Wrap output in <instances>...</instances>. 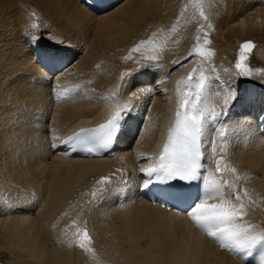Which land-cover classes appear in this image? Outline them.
I'll return each mask as SVG.
<instances>
[{"label":"bare ground","instance_id":"obj_1","mask_svg":"<svg viewBox=\"0 0 264 264\" xmlns=\"http://www.w3.org/2000/svg\"><path fill=\"white\" fill-rule=\"evenodd\" d=\"M109 2L96 13L80 0H0V251L14 264H118L122 255L123 264H245L189 211L144 199L139 184L146 179L141 169L156 166L172 113L202 73L201 103L221 111L205 129V144L213 142L207 159L216 160L207 179L224 184V199H235L232 183L247 189V202H237L245 206L242 221L258 217L253 234L264 231V0ZM209 11L216 22L211 36L198 28ZM60 36L76 55L67 71L50 73L38 56ZM201 36L211 38L210 47L194 43ZM243 40L255 41L250 59L261 63L247 75L235 66ZM197 46L213 54L200 56ZM191 70L198 71L189 81ZM228 92L235 99L222 109ZM132 104L140 113L129 129L142 122L118 150L95 159H66L57 151L78 126ZM224 163L242 169L244 182L230 183ZM103 177L110 182L101 183ZM102 186L107 192L85 207L89 188ZM242 253L249 264H261L264 245Z\"/></svg>","mask_w":264,"mask_h":264},{"label":"snow or ice","instance_id":"obj_2","mask_svg":"<svg viewBox=\"0 0 264 264\" xmlns=\"http://www.w3.org/2000/svg\"><path fill=\"white\" fill-rule=\"evenodd\" d=\"M142 44H144L143 41L141 42V45ZM141 45H137L135 50L139 51ZM253 46L251 41L245 42L241 46V60L244 59V52L250 50ZM195 52L200 56L213 54L211 50L205 53L203 50H200L198 46ZM149 59L156 60L157 57L150 56ZM146 67H151V65ZM236 68L241 69L242 73L245 75L251 71L240 62H237ZM205 79L206 77L201 73L199 82L195 84L196 90L194 92L190 91L187 96L182 97L180 103L183 110L178 111L176 114V124L174 128L170 130L168 142L163 148L159 162L154 167L141 169V172L144 173L146 177L142 186L147 189L155 183L175 186L177 184L169 182H192L202 180L203 194L197 201H194L193 204L190 205L189 215L191 218L200 227L205 229L210 236L216 238L223 247L231 248L236 251L252 249L264 245V231L253 234L255 226L245 224L242 221V217L246 214V210L243 203H237L241 200L240 195L237 194L234 200L224 199V184L217 180L210 182L206 177H202L200 172V169L204 167L202 164V159H204L202 140L205 135V129L221 115V111H217L215 105L210 104L207 100H204L203 104L201 103ZM189 81H191V75ZM189 87H191V85H189ZM141 91H143V89H141ZM232 99H235V93H226L223 99L222 109L226 108ZM124 111H127V106L115 112L114 115L105 124L100 125L99 128L81 129V133L89 134V136L96 140L99 147H108L117 138L121 126V116ZM85 138L86 137H82L81 134L78 133L75 137H70L69 141L66 143L73 140L81 141ZM207 146L212 148L213 142L209 141ZM88 150L92 151L93 149L89 148ZM224 170L225 169L221 168L220 162L217 161L216 173H222ZM228 170L232 172L236 171L234 168ZM105 182H110V179L108 177H103L101 183ZM245 195H247L246 191ZM214 196L221 197L220 203L213 205L207 204L206 201ZM84 236L86 239L90 240L86 230ZM79 246L81 248L85 247L83 242H81ZM261 264H264V258H262Z\"/></svg>","mask_w":264,"mask_h":264},{"label":"rangeland","instance_id":"obj_3","mask_svg":"<svg viewBox=\"0 0 264 264\" xmlns=\"http://www.w3.org/2000/svg\"><path fill=\"white\" fill-rule=\"evenodd\" d=\"M193 2V1H192ZM186 4H187V2H186ZM210 12V11H209ZM212 12H210V14H208V15H205V14H203V16L204 17H206L205 19H202V22H201V25L200 26H198V28H199V30H204V29H206V31H207V34L206 35H209V36H211L212 35V30H214V26H215V24H216V22H214L213 21V19H211L214 15H213V13L211 14ZM204 32V31H203ZM203 32H201V33H203ZM200 39L202 40V41H200L199 39L197 40V37L194 39V43L196 44V42H198V44H201V45H205V46H207V47H210V45H211V38L209 37V38H207V37H203V36H201L200 37ZM248 39V38H247ZM246 39V40H247ZM244 41V40H243ZM257 46V45H256ZM257 48V47H256ZM262 51L264 50V47H262L261 46V48H260ZM231 51V48L230 49H227L226 51H225V57H226V59L229 57V52ZM240 54V55H239ZM238 56V57H237ZM240 56H241V53H238V51H237V54H236V58H235V64H237V62H240V63H242V64H244L248 69L249 68H260V62L258 61V60H255V61H253V62H251V59L250 58H252V56H246V55H244L245 57H247V58H244L243 60H241L240 59ZM253 56H254V53H253ZM239 58V59H238ZM248 59H249V61H248ZM209 61H210V64H211V62H212V60H210L209 59ZM264 61V60H263ZM250 62V63H249ZM247 64V65H246ZM236 66V65H235ZM238 71H241V69H238ZM242 72V71H241ZM230 107H232V106H230ZM219 162H221V161H219ZM227 164H225L224 163V166H225V168L228 170L229 168H228V165L226 166ZM239 171H241L242 172V169H239ZM239 171H235V172H232V171H230V170H228V178H229V180H230V183L231 182H233V180H238V179H242L243 180V182H244V176H243V173H242V175L241 176H238V172ZM126 178H128V177H126ZM95 180H97V179H95ZM105 186H107V184H105ZM104 186V187H105ZM232 186H233V188H234V193H235V195H234V198H235V196L237 195V194H239L240 195V197H241V200H240V202H243V203H246L247 202V200H248V198H249V196H250V194L248 193V190L247 189H244L242 186H241V184H240V187H239V189L237 190V187H236V183H232ZM91 191H90V195L89 196H87V195H84V202L86 203L84 206L85 207H88V208H92V205L90 206V204L94 201V197H95V195L97 196V195H100V194H102L103 192L105 193V192H107V189L105 190V191H102L104 188H103V186L102 187H91V188H89ZM245 191L247 192V195H245ZM94 196V197H93ZM103 196H104V194H103ZM87 200V202H86V200ZM92 199H93V201H92ZM89 205V206H88ZM258 217H256V218H253L252 219V221L253 222H251V225H257V227H258V224H260V223H258L259 221H260V218H258ZM85 221V224H87L88 222L86 221V219L84 220ZM86 231H87V236L88 237H90V240H91V236L89 235V233H88V228H86L85 229ZM85 232V231H84ZM81 234V233H80ZM81 236V235H80ZM80 236L78 237V239L80 238ZM83 236V235H82ZM81 236V237H82ZM82 240V239H81ZM85 240L86 241H88V239H86L85 238ZM144 240V239H143ZM94 243H95V241L94 240H92V245H91V251L92 252H97V250L95 249V245H94ZM63 249H65V247L63 248ZM95 250V251H94ZM120 254L122 255V253L120 252ZM124 258H125V256L124 255H122V256H120L119 257V259H118V264H121L122 262H124ZM134 262L136 261V260H133ZM134 262H132V263H134ZM0 264H14L13 262H12V260L8 257V255L7 254H4L2 251H0ZM123 264V263H122Z\"/></svg>","mask_w":264,"mask_h":264}]
</instances>
